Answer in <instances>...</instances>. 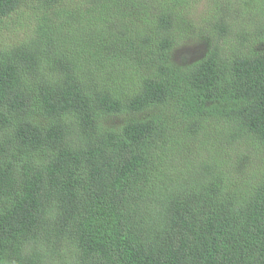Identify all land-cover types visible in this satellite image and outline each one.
Returning a JSON list of instances; mask_svg holds the SVG:
<instances>
[{
    "label": "trees",
    "instance_id": "trees-1",
    "mask_svg": "<svg viewBox=\"0 0 264 264\" xmlns=\"http://www.w3.org/2000/svg\"><path fill=\"white\" fill-rule=\"evenodd\" d=\"M211 1L0 0V264H264V0Z\"/></svg>",
    "mask_w": 264,
    "mask_h": 264
},
{
    "label": "rangeland",
    "instance_id": "rangeland-1",
    "mask_svg": "<svg viewBox=\"0 0 264 264\" xmlns=\"http://www.w3.org/2000/svg\"><path fill=\"white\" fill-rule=\"evenodd\" d=\"M207 2L208 0H197V2L194 3L197 9V13H195V17H200L201 15L204 14V12L206 11L205 6L207 5ZM211 2H213V0Z\"/></svg>",
    "mask_w": 264,
    "mask_h": 264
}]
</instances>
